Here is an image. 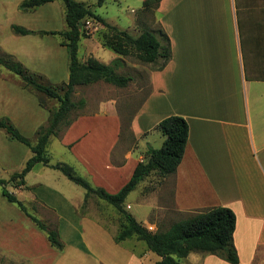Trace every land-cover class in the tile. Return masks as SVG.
<instances>
[{
    "label": "crops",
    "instance_id": "0c3cea01",
    "mask_svg": "<svg viewBox=\"0 0 264 264\" xmlns=\"http://www.w3.org/2000/svg\"><path fill=\"white\" fill-rule=\"evenodd\" d=\"M23 1L0 0V55L13 56L54 85L68 83V52L57 36L42 35L46 43L36 38L39 35L21 36L12 29L16 25L36 32H59L54 18L57 0L30 13L20 11ZM156 17L170 40L172 57L164 69L153 67L149 72V92L128 127L115 105L102 103L98 113L76 117L59 137H52L50 145L57 139L71 154L70 166L80 176L114 195L131 180L137 166L146 162L149 148L163 146L166 138L157 129L159 123L170 116L185 118L189 138L184 158L176 174L165 180L172 184L166 185L163 202L158 199L153 207L162 206L180 218L219 206L232 209L240 264L242 256L250 264L264 249V0H162ZM82 43L87 50L84 59L79 58L82 63L89 57L106 65L122 59L93 35L81 39L79 52ZM106 58L110 63L104 62ZM29 94L48 112V124L52 111L59 107L55 100L33 91L0 66V119L8 118L16 126L30 119ZM11 160L12 153L5 148L0 161ZM34 169L18 190L40 187L55 192L58 207L44 203L46 195H32V202L39 203V208L49 206L58 224L67 217L61 207L69 208L70 218L78 217L82 226V243L75 248L64 245L55 264H149L153 253L142 242H115L120 230L116 214L102 217L91 210V199L86 213L80 214L86 193L77 197L67 184L57 186L60 192L48 185L29 186ZM168 196L170 204L164 203ZM153 207L144 223L131 214L156 232L160 220L151 218ZM125 208L133 210L126 203ZM46 245L51 244L46 241ZM159 260L157 256L150 264ZM185 264L229 263L192 253Z\"/></svg>",
    "mask_w": 264,
    "mask_h": 264
},
{
    "label": "trees",
    "instance_id": "16d2710c",
    "mask_svg": "<svg viewBox=\"0 0 264 264\" xmlns=\"http://www.w3.org/2000/svg\"><path fill=\"white\" fill-rule=\"evenodd\" d=\"M54 1L56 0H25L19 9L24 13L35 12ZM106 1L98 0V6H104ZM63 2L67 29L62 32L43 31L40 34L61 36L64 39L61 45L67 48L69 54L68 83L54 85L43 75L27 69L13 56L0 55V66L19 76L33 91L59 102V107L51 113L49 123L39 128L36 144L22 135L10 119H0V129L6 132L7 137L11 141L26 145L33 154L21 172L14 173L9 181L0 179L3 196L10 203L18 205L21 211L47 234L52 247L63 251L65 246L58 229H50L31 215L25 204L7 189L10 183L24 187L27 175L36 165L43 164L47 168L60 171L69 181L84 188L85 205L89 199L97 198L112 206L113 209L109 208L110 213L116 214L120 220V230L114 238L115 242L120 244L135 239L145 243L147 250L160 258L156 264H185L192 253H203L216 256L229 264H240V257L234 244L237 218L235 212L228 207L219 206L198 211L177 221L169 229L159 228L156 232L146 228L125 208L128 196L153 173L163 178L176 174L184 158L189 138V124L185 118L170 116L159 123L157 129L166 138L163 146L160 149L149 148L146 162L137 166L131 180L117 194L112 195L102 188L93 187L69 164L63 162L52 164L48 151L52 137H59L61 132L72 124L74 120L70 119L71 115L83 105V101L76 103L73 100L76 88L101 81L124 88L132 81L129 76L117 75L112 66L96 58L91 57L86 63L79 60V43L85 37L81 27L83 21L90 19L102 24L106 29L101 38L102 45L121 57H134L142 64L153 65L154 70L164 69L172 57L170 40L162 29L158 32L144 30L135 38L96 15L87 4L77 0ZM161 2L162 0H145L143 10H157ZM12 29L15 34L21 36L35 34L32 30L16 25H13Z\"/></svg>",
    "mask_w": 264,
    "mask_h": 264
},
{
    "label": "rangeland",
    "instance_id": "374dc122",
    "mask_svg": "<svg viewBox=\"0 0 264 264\" xmlns=\"http://www.w3.org/2000/svg\"><path fill=\"white\" fill-rule=\"evenodd\" d=\"M77 1L87 4L96 15L102 17L109 24L116 26L120 30L128 32L135 38L139 37L144 30L158 32L160 29V26L157 23L156 10H143L144 0H107L102 7L98 6V0ZM57 2L58 5L56 8H59V10H54V18L55 24L60 27L58 31L61 32L67 28L65 20V5L63 0H57ZM81 27L82 32L85 34L83 39H88L93 35V37L95 36V38L101 43V38L106 32V29L102 24L95 20L88 19L82 22ZM34 32L35 34L29 36L39 35L40 37L36 38L40 41H44V38L41 37L42 35L39 31ZM57 39L60 42L64 40L61 36H57ZM107 52L111 51L107 50ZM86 54L87 50L85 44L82 43L79 58L83 60ZM104 62L108 64L110 63V59L106 58ZM110 66L115 69L117 75L129 76L132 78V81L124 88L116 87L103 81L88 86L77 87L73 95V100L76 103L83 101V105H80V107L71 115L70 119L74 120L81 115L96 114L100 111L101 104L106 103L116 106L118 114L124 122V126L126 128L128 127L127 125L132 114H134L149 92V72L153 69V65L142 64L134 57H122V59L119 58V60L112 62ZM14 76L16 77V80L22 84L24 83L19 76L15 74ZM46 80L48 81L47 78ZM27 99L29 101V113L31 118L27 121L22 120L19 126H15L22 135L28 138L33 144H36V133L38 130H36V126L47 124L49 114L38 107L37 98L34 94L27 95ZM53 103L59 105L56 100L53 101ZM5 148L12 153V160L7 163L0 161V179L9 181L14 173L21 172L25 168L28 160L33 154L26 145L11 141L9 138L7 139L6 132L0 129V157H3ZM48 151L52 163L63 162L71 165V162H73L71 154L62 148L57 139L53 141V145L49 146ZM43 170H46V173H43ZM81 176L84 177L82 174ZM167 178H163L159 174L153 173L145 183L140 184L139 187L129 195L126 204H130L133 207V210H129V212L135 214L140 222L144 223V220L147 219V215L152 210L154 203L156 204L158 202V199H160V203L163 202L166 185L172 184L170 180L165 181ZM27 184L29 186L37 184L48 185L59 192L60 189L57 188V186L62 187V184H67L77 192V197H80L82 193H86L84 188L69 181L60 171L47 168L43 164H38L35 167L33 173L27 180ZM7 189L11 193H14L17 198L25 204L31 215L41 220L50 229H58V231L61 232L60 228H62L63 236L61 235V240L65 246L75 248L77 247L76 245L82 243V226L78 217L74 218L72 216L70 218L69 208L61 207L62 215L65 216L67 214V217L59 224L56 214L54 215L49 211V206L58 207L56 206L58 200L55 192L40 187H36L33 190L31 188L18 190L21 189V187H17L12 183L7 186ZM2 192L3 188L0 186V264H55L57 261L56 254L60 251L52 248L51 245H46V241L49 242L47 234L40 230L35 223H33L25 213L21 211L18 205L10 203L3 196ZM170 193L171 192L168 191L169 195ZM36 194L46 195L45 199L47 201L44 203L49 206L39 208V203L34 204L31 196ZM164 203H171L170 196L166 198ZM87 208L88 205H86L85 208H81L79 210L80 214L86 213ZM90 208L94 212L98 211V213L102 214V217L113 215L109 210V208L113 209V207L104 201L100 203L97 198L91 199ZM169 213L170 212L165 210L162 206L159 208H156L155 206L153 207L151 218H159V228L161 230H167L174 223L185 218L175 216L174 211H171L172 216ZM69 218L70 221H67ZM149 230L152 231L153 228L150 227ZM142 244L146 246L145 243ZM155 257L157 256L152 254V260ZM242 259L243 262L241 264H249L246 256H242ZM148 260V263L150 264L152 260ZM250 264H264V249H261L258 252L255 259Z\"/></svg>",
    "mask_w": 264,
    "mask_h": 264
},
{
    "label": "built area",
    "instance_id": "2783aa9c",
    "mask_svg": "<svg viewBox=\"0 0 264 264\" xmlns=\"http://www.w3.org/2000/svg\"><path fill=\"white\" fill-rule=\"evenodd\" d=\"M151 231V230H150Z\"/></svg>",
    "mask_w": 264,
    "mask_h": 264
}]
</instances>
